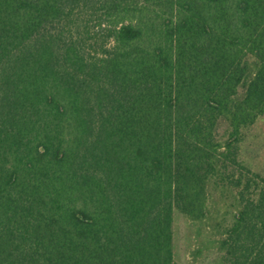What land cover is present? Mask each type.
Returning a JSON list of instances; mask_svg holds the SVG:
<instances>
[{
    "label": "trees",
    "instance_id": "trees-1",
    "mask_svg": "<svg viewBox=\"0 0 264 264\" xmlns=\"http://www.w3.org/2000/svg\"><path fill=\"white\" fill-rule=\"evenodd\" d=\"M262 116L264 0H0V264H264Z\"/></svg>",
    "mask_w": 264,
    "mask_h": 264
},
{
    "label": "rangeland",
    "instance_id": "rangeland-1",
    "mask_svg": "<svg viewBox=\"0 0 264 264\" xmlns=\"http://www.w3.org/2000/svg\"><path fill=\"white\" fill-rule=\"evenodd\" d=\"M241 153L253 170L264 174V116L245 132ZM217 217H221V214ZM212 230L210 220L194 222L176 213L174 232L177 260L183 264H217Z\"/></svg>",
    "mask_w": 264,
    "mask_h": 264
}]
</instances>
